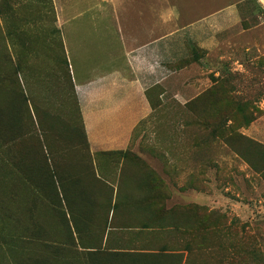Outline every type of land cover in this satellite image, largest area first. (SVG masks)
Returning a JSON list of instances; mask_svg holds the SVG:
<instances>
[{
    "label": "crops",
    "instance_id": "1",
    "mask_svg": "<svg viewBox=\"0 0 264 264\" xmlns=\"http://www.w3.org/2000/svg\"><path fill=\"white\" fill-rule=\"evenodd\" d=\"M35 1L31 15L37 17L38 27L44 25L45 6L51 2L61 58L25 53L15 61L22 64L19 77L48 164L61 175L64 209L57 198L45 204L18 181L8 184L4 177L0 255L2 250L6 254L8 224L22 223L30 211L26 218L46 224L49 234L72 233L81 253L93 243L127 264L160 260L185 264L183 213L172 212L170 200L151 199L158 197L154 177H143L135 163L136 157L145 155L128 149L138 124L152 113L146 97L152 64L165 57L169 35L185 29L183 16L207 15L187 26L199 31L221 15L233 14L236 1L242 6L248 0H228L235 3L216 12L210 11L212 0L201 5L200 0H187V12L184 0ZM256 3L262 11L257 13L259 24L247 31L255 32L251 45L260 59L264 58V0ZM22 158L21 154L17 160ZM41 209L46 211L40 213Z\"/></svg>",
    "mask_w": 264,
    "mask_h": 264
},
{
    "label": "rangeland",
    "instance_id": "2",
    "mask_svg": "<svg viewBox=\"0 0 264 264\" xmlns=\"http://www.w3.org/2000/svg\"><path fill=\"white\" fill-rule=\"evenodd\" d=\"M183 2L187 12L189 1ZM231 3L212 0L210 11ZM236 4L233 14L199 31L187 26L207 15L183 16L185 29L169 35L165 57L152 64L146 85L152 113L138 124L128 149L145 155L141 163L155 174L158 197L151 199L170 200L172 212L182 211L189 264H264V177L227 145H244L240 136L264 145V58H256L255 32L247 31L262 11L256 0ZM36 5L0 0L1 43L14 61L25 53L61 58L51 2L40 27L31 15ZM20 259L2 251L0 264Z\"/></svg>",
    "mask_w": 264,
    "mask_h": 264
},
{
    "label": "trees",
    "instance_id": "3",
    "mask_svg": "<svg viewBox=\"0 0 264 264\" xmlns=\"http://www.w3.org/2000/svg\"><path fill=\"white\" fill-rule=\"evenodd\" d=\"M1 39L0 30V52L4 51V57L0 60V183L4 181V177L8 184L18 181L26 191L39 197L41 202L43 200L46 204L53 198L55 203L57 198L61 205V194L64 197L61 175L53 172L48 164L45 148L19 77L22 64H15L7 48L2 46ZM240 140L244 141V145L239 148L231 143L227 145L254 172L264 177V145L244 136H240ZM21 154L23 158L18 161ZM135 163L143 177L152 176L156 183L154 172L142 164L141 159L136 157ZM60 208L64 209L62 205ZM44 211L46 209H41L40 213ZM28 213L30 211L25 214L22 223L8 224L5 255L20 256L19 263L14 260L16 264H127L122 259L113 258L110 253L101 250L99 246L97 248L93 243L85 245L86 252L81 253L72 233L68 236H62V231L49 234L47 225L31 223L26 218ZM138 264L151 263L139 261ZM158 264H162V261ZM185 264H189L188 258Z\"/></svg>",
    "mask_w": 264,
    "mask_h": 264
}]
</instances>
